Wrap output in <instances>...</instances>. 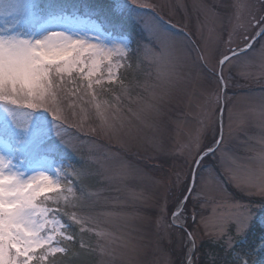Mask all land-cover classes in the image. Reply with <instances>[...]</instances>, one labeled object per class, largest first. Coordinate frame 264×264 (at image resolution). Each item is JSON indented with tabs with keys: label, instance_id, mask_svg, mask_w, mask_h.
Returning a JSON list of instances; mask_svg holds the SVG:
<instances>
[{
	"label": "snow or ice",
	"instance_id": "1",
	"mask_svg": "<svg viewBox=\"0 0 264 264\" xmlns=\"http://www.w3.org/2000/svg\"><path fill=\"white\" fill-rule=\"evenodd\" d=\"M126 5L135 11L140 3L126 0ZM126 5L116 0L108 11L115 17ZM246 7L236 0L229 20L240 19ZM69 8L73 9L71 13ZM77 10V5L57 0H0V264H63L57 254L78 255L72 252V246L85 232H95L98 237L96 248L91 249L99 250L94 264H114L117 256L112 245L119 238L97 228L103 219L116 215L115 206L91 199L93 194L83 189L77 195L72 187L70 175L82 182L89 172L75 168L62 156V149L76 150L68 129L83 130L85 121L91 119L99 121V130L116 136L133 121L158 113L165 95L163 86L176 75L177 46L182 41L158 21H146L145 28L156 36L158 48L144 49L150 69L147 80L126 85L119 70L130 59V37L95 24L86 26L75 14ZM89 11L95 14L96 9L89 7ZM256 23L264 33V17ZM93 29L96 34L90 35ZM252 48L251 43H245L239 51L229 49L230 54L219 60L218 69L209 67L210 58L198 57L197 66L218 77V97L227 87L224 66L234 59L242 63L259 59L264 69V45L249 56ZM137 87L144 89V95H132ZM251 111L264 122V103ZM207 127L202 122L181 148L191 157L186 160L190 178L185 181L177 172L175 182H158L166 197L173 187L183 185L186 191L171 211L167 203L159 207L155 226L158 230L164 227L161 239L177 245L179 264H200L205 238L221 243L230 255L234 252L231 264H254V257L264 256V240L242 251L234 245L237 238L247 234L258 215L264 224V137L257 139L258 146L244 142L252 155L239 156L235 147L227 145L222 123L219 135L214 134L205 143L203 132ZM98 128L89 131L95 133ZM209 157L217 158L234 188L246 197H260L259 202L242 203L228 196L214 174L215 165L209 168L205 164ZM202 168L206 174L201 173ZM97 175L109 181L126 177V173ZM190 199L201 208H213L210 216L200 215L198 221L193 213L197 226L191 230L185 214ZM144 219L152 223L150 216ZM200 227L204 229L202 236ZM88 248L81 241L80 249ZM164 264L175 261L166 258Z\"/></svg>",
	"mask_w": 264,
	"mask_h": 264
},
{
	"label": "rangeland",
	"instance_id": "2",
	"mask_svg": "<svg viewBox=\"0 0 264 264\" xmlns=\"http://www.w3.org/2000/svg\"><path fill=\"white\" fill-rule=\"evenodd\" d=\"M125 1H121V4L126 5ZM57 2L74 5L69 0ZM235 2L236 0H139L140 6L135 11H132L130 5L118 10L125 12L135 24V33H125L131 39L130 52L136 57V66L139 71L143 70L141 76L134 78L133 82L143 84L147 80L146 73L150 69L148 61L144 60V49L158 48L156 36L145 28L146 21H158L182 43L177 46L176 75L163 86L165 95L158 113L146 114L142 120L133 121L116 136L99 130V121L91 119L85 121L86 127L83 130L75 127L73 131L72 128L68 129L76 150L62 149L63 158L66 160V157L76 155L73 164L80 167L83 164V168L89 172L83 182L93 178L88 185H82L81 181L70 175L69 179L74 181L72 187L77 195L83 189L86 193L93 194L91 199L115 206L116 215L103 219L97 228V231L105 230L119 238L112 245L117 256L114 264H164L166 258L179 264V249L176 244L169 245L167 239H161L165 230L163 226L159 230L156 228L155 216L159 207L165 203L171 211L186 189L183 185L173 187L172 194L166 197L158 182H175L177 172L181 173L185 181L190 178L186 160L191 157L186 152H181V148L188 143L190 135L201 128L202 122L208 125L203 132L205 143L211 141L214 134H218L217 117L221 103V95L217 96L218 77L207 69L198 67V57L203 55L210 58L209 67L215 66L218 69L219 57L229 52V49H237L246 43L248 40L244 37L250 39L259 31L261 27L256 20L264 17V0H241L247 7L240 19L233 18L230 21L229 17L235 11ZM68 11L71 13L73 9L69 8ZM75 14L85 21L86 26L95 24L114 34L119 33L110 25L100 22L89 9L82 10L81 13L77 10ZM89 34L95 35V29ZM251 44L253 48L249 56L264 45V33L253 39ZM224 78L227 81V87L222 92L225 140L229 147L236 148L237 155L250 156L252 153L246 151L244 142L258 146L257 139L264 137V122L251 111L253 107L264 103L261 99L264 97V69L261 68L259 59H252L248 63L234 59L231 64L224 66ZM137 92L144 95L143 88L137 87L132 95L135 96ZM91 127H97L98 130L92 133L89 131ZM205 164L209 168L215 165L214 174L228 196L242 203L259 202L260 197H246L233 187L220 169L217 158L209 157ZM66 171L71 172L70 169ZM200 171L206 174L203 168ZM100 172L113 176L126 173V177L109 181L97 175ZM212 211V205L201 208L190 199L185 210L189 230L197 226L192 220L193 213L198 221L200 215L210 216ZM146 215L152 218V223L144 219ZM255 223L259 227L260 235L257 238L260 244L264 240V224L259 222V215L253 224ZM211 227L210 221L209 228ZM75 230L79 232L78 228ZM203 232V227H200L201 236ZM78 236L80 243L83 241L89 246L91 264H94L99 250L92 252L91 249L96 248L98 237L95 232H85Z\"/></svg>",
	"mask_w": 264,
	"mask_h": 264
},
{
	"label": "trees",
	"instance_id": "3",
	"mask_svg": "<svg viewBox=\"0 0 264 264\" xmlns=\"http://www.w3.org/2000/svg\"><path fill=\"white\" fill-rule=\"evenodd\" d=\"M69 2L71 4L77 5L78 10L80 12L82 10L89 9V7L95 8L96 11L95 14H93V16L97 18L100 22L110 25V27L116 32H124L126 34L135 33L134 21H132L125 12L118 11L117 16L115 17L109 13L108 10L115 3L112 0H69ZM101 8H103L104 11H100ZM142 71L138 70L136 66V57L133 56L131 52L128 63L125 65V67L119 70L120 74L123 75L125 84H129L130 82H133L134 78L138 79L141 76ZM74 157L71 155V158L66 157V160H68V162L73 164ZM73 166L77 169L83 168V164L82 167L78 166L77 164L76 165L73 164ZM91 178L92 177H90L89 181L84 180V182L83 181L80 182V184L88 185V183H91L93 181V178L92 180ZM75 187L76 189H78L77 184L75 185ZM258 234L260 235L259 227L258 224L255 223L252 225L251 229L247 232L246 235L238 238L235 241V245H234L235 249L242 251L248 249L250 246L257 245L259 242L258 241L259 239L257 238ZM79 238L80 237L78 236L75 245L72 246V252L79 254L72 255L70 253L67 257L57 254L58 261L63 262V264H91L92 254L89 252V250L80 249ZM206 240L208 239H204V242L201 246V254L199 257L200 264H206V262H209L213 259L216 261V264H231L232 257L235 254L234 252L232 255H230L221 245V243H212L211 241L209 240L206 241ZM253 259H254V264H264L263 256H256Z\"/></svg>",
	"mask_w": 264,
	"mask_h": 264
},
{
	"label": "water",
	"instance_id": "4",
	"mask_svg": "<svg viewBox=\"0 0 264 264\" xmlns=\"http://www.w3.org/2000/svg\"><path fill=\"white\" fill-rule=\"evenodd\" d=\"M250 43V42H249ZM244 48V46L243 47H241V48H239L237 51H239V50H241V49H243ZM230 53H227L226 55H229ZM218 120H219V123L221 122V109H220V111H219V118H218ZM221 127V126H220ZM219 127V128H220ZM219 132H220V129H219Z\"/></svg>",
	"mask_w": 264,
	"mask_h": 264
}]
</instances>
